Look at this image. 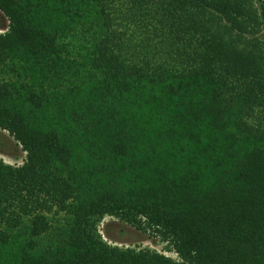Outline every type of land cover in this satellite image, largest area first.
<instances>
[{
	"label": "trees",
	"instance_id": "obj_1",
	"mask_svg": "<svg viewBox=\"0 0 264 264\" xmlns=\"http://www.w3.org/2000/svg\"><path fill=\"white\" fill-rule=\"evenodd\" d=\"M0 264H264V0H0ZM106 217L177 259L113 246Z\"/></svg>",
	"mask_w": 264,
	"mask_h": 264
},
{
	"label": "rangeland",
	"instance_id": "obj_2",
	"mask_svg": "<svg viewBox=\"0 0 264 264\" xmlns=\"http://www.w3.org/2000/svg\"><path fill=\"white\" fill-rule=\"evenodd\" d=\"M7 25V19L0 12V33L6 31ZM0 160L14 167L21 166L25 160V153L22 151L21 146L7 133H0ZM98 230L102 239L113 246L151 250L172 259H177L175 253L165 250L166 243L160 238L151 236L149 233L140 232L115 218H104Z\"/></svg>",
	"mask_w": 264,
	"mask_h": 264
}]
</instances>
